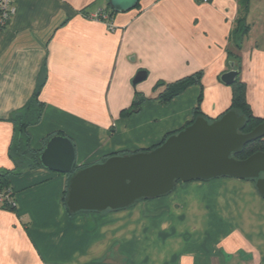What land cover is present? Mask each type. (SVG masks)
<instances>
[{
    "label": "crops",
    "instance_id": "0c3cea01",
    "mask_svg": "<svg viewBox=\"0 0 264 264\" xmlns=\"http://www.w3.org/2000/svg\"><path fill=\"white\" fill-rule=\"evenodd\" d=\"M16 4L0 31V171L16 167L10 117L37 88L44 110L28 129L31 147L42 151L62 133L75 144L74 167L161 143L194 119L202 91V113L220 117L233 97L221 76L233 68L252 113L264 118V0L250 1L237 43L238 0H141L115 15L113 31L80 13L106 0ZM140 71L146 76L134 84ZM197 73L201 84L159 100L157 84ZM141 97L140 109L125 114ZM21 161L9 176L16 208H0V264H264V197L255 181L179 182L128 208L71 214L63 201L69 174Z\"/></svg>",
    "mask_w": 264,
    "mask_h": 264
},
{
    "label": "water",
    "instance_id": "95a60500",
    "mask_svg": "<svg viewBox=\"0 0 264 264\" xmlns=\"http://www.w3.org/2000/svg\"><path fill=\"white\" fill-rule=\"evenodd\" d=\"M140 1L109 0V4L121 13ZM238 74L233 68L221 80L231 85ZM145 76L140 71L134 84ZM246 123L247 117L235 109L216 119L200 115L153 149L117 154L85 166L70 179L66 205L72 213L124 209L142 199L165 196L179 182L221 177L255 181L264 197V151L237 157L249 143L264 138V122L243 132ZM75 159V144L62 134L51 136L39 156L43 167L65 174L73 172Z\"/></svg>",
    "mask_w": 264,
    "mask_h": 264
},
{
    "label": "trees",
    "instance_id": "16d2710c",
    "mask_svg": "<svg viewBox=\"0 0 264 264\" xmlns=\"http://www.w3.org/2000/svg\"><path fill=\"white\" fill-rule=\"evenodd\" d=\"M251 0H238L239 2V18L237 22V27L233 31V38H235V42L237 43L239 40V36L243 32V29L241 28V24L246 19V15L249 11V3ZM107 4L106 6H103L101 8H104V10L108 13L109 17L111 19H114L115 15L118 14V12H115L112 7L109 4V0H106ZM140 3V2H139ZM138 3V5H139ZM137 5V6H138ZM80 13L90 17L91 12H87L86 9H83ZM93 13V12H92ZM232 57L236 58V54L231 53ZM233 67H235V61H233ZM238 70V69H237ZM193 84H201V74L197 73L192 76H188L185 78H182L180 80H177L172 83H159L155 87V91H158L161 87H164L162 91L159 90L158 98L159 100L167 104L169 103L173 98L177 97L181 93H183L189 86ZM232 90H233V97H232V103L229 109H235L240 115H245L247 117V123L245 128L243 129V132H248L253 130L257 125L264 122V118H260L255 116L252 113L250 104L247 100V84L244 81H241L239 79H236L233 84H231ZM203 92V91H202ZM201 92L199 96V103L194 111V119L197 116H204V114L201 111V102L203 98V93ZM145 100V98L141 97L135 100L132 104V106L125 111V114H130L132 112H135L140 109L141 103ZM44 110V103L40 100V88H37V90L34 92L30 100L22 107L20 111H16L13 113V115L10 117V120L15 124V135L11 143L10 147V153L12 158L17 160L16 167L13 170L4 169L0 171V193L6 194L10 193V198L5 199L3 203H0L1 209H7V210H15L16 208V197L15 193L10 188V179L9 176L11 174H18L21 172V170L18 167V159H22L21 162L24 163V159L29 158L30 162L28 163L27 167L29 166H38L40 164L39 156L41 151H37L31 147V136L28 132V129L30 126L36 125L41 121L42 114ZM226 111V112H227ZM194 119L187 124H185L181 129L185 128L186 126L190 125ZM210 119V118H209ZM181 129L168 133L164 139L161 141L163 143L170 135L180 131ZM62 134V133H59ZM64 135V134H62ZM161 143L154 145L148 149L144 150H150ZM256 151H264V138L259 139L257 141H254L252 143H249L244 151L237 155L238 158L244 159L253 154ZM122 154V153H121ZM117 155V153L109 154L103 161H105L108 157ZM102 161V162H103ZM42 166V165H41ZM85 167V166H83ZM81 166L74 167V170L72 173H70L68 176L69 181L67 188L65 190L63 201L66 205V198H67V192L68 187L70 183V179L72 175L78 171L79 169L83 168ZM14 202V204H13ZM67 206V205H66ZM68 209V207H67ZM69 211V209H68ZM70 212V211H69ZM72 214V212H70ZM74 214V213H73Z\"/></svg>",
    "mask_w": 264,
    "mask_h": 264
},
{
    "label": "built area",
    "instance_id": "2783aa9c",
    "mask_svg": "<svg viewBox=\"0 0 264 264\" xmlns=\"http://www.w3.org/2000/svg\"><path fill=\"white\" fill-rule=\"evenodd\" d=\"M17 0H0V31L5 29L17 11ZM208 2L209 0H202ZM90 18L105 22L110 30H115V24L104 8H99L97 11L91 13ZM10 198V193H0V203L5 199ZM14 204V202H13Z\"/></svg>",
    "mask_w": 264,
    "mask_h": 264
}]
</instances>
